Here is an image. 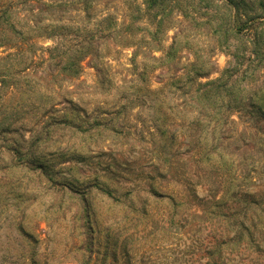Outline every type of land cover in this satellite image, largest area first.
Returning <instances> with one entry per match:
<instances>
[{
  "label": "rangeland",
  "instance_id": "1",
  "mask_svg": "<svg viewBox=\"0 0 264 264\" xmlns=\"http://www.w3.org/2000/svg\"><path fill=\"white\" fill-rule=\"evenodd\" d=\"M29 3L34 61L0 64V264H205L196 198L264 194V0Z\"/></svg>",
  "mask_w": 264,
  "mask_h": 264
},
{
  "label": "trees",
  "instance_id": "2",
  "mask_svg": "<svg viewBox=\"0 0 264 264\" xmlns=\"http://www.w3.org/2000/svg\"><path fill=\"white\" fill-rule=\"evenodd\" d=\"M31 1L33 0H0V30H9L20 38L19 44L15 46L16 52L0 58V64L6 62L8 66H19L18 73L26 72L34 61V56L24 58L23 52L30 46L27 34L36 30L35 25L28 21L24 24L26 29L17 26L21 20H27L20 12L23 7L31 6ZM62 29H66V26H62ZM79 49L81 61L85 55L81 52L82 48ZM46 50L50 52L52 49ZM75 59L77 56L73 61L71 56H67L64 71L79 68ZM75 74L77 71L73 75ZM213 83L199 85V88H205L199 91L201 97L209 94L206 87ZM222 182L221 178L215 179L211 182V187H221L219 185ZM169 200L173 201L171 198ZM196 200L200 208L192 214V221L198 234L206 233L200 239L205 245L208 259L205 264H264V194L260 190L255 188L241 193L236 191L229 196L224 189L223 193L211 195L210 199Z\"/></svg>",
  "mask_w": 264,
  "mask_h": 264
}]
</instances>
